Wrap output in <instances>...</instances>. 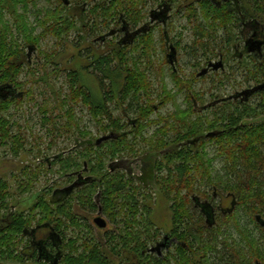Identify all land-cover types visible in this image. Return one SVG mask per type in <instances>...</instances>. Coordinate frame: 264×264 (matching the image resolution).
<instances>
[{
    "label": "trees",
    "instance_id": "16d2710c",
    "mask_svg": "<svg viewBox=\"0 0 264 264\" xmlns=\"http://www.w3.org/2000/svg\"><path fill=\"white\" fill-rule=\"evenodd\" d=\"M39 1L0 0V88L8 86L9 89L6 91L10 92L5 98L0 94V147L11 144L12 151L16 156L20 155L26 144L19 134L13 133V121L4 117L3 112L8 110L13 103L19 105L26 92L22 89L23 84L18 83L19 74L25 70L24 44L32 49L36 48L39 46L40 39L47 34H52L63 41L73 30L80 31L82 29L78 25V21L82 18L90 17L92 19L83 24L85 32H91V34H97L98 29L102 26L109 27L110 21H115L116 25H120L124 21H130L136 25L142 18L139 3L136 0H128L129 2L127 0H89L93 2L90 12L87 10L85 12L82 10L72 12L69 6L59 0L57 8L50 9L51 11L46 10L42 17L38 16L40 12L42 14V11L38 10L37 24L33 25L29 20L30 9L31 6L37 7ZM200 7L201 17L204 20L208 22L212 16L210 24L213 29L212 32H215L216 26H227L232 20L230 16H223L219 8L212 9L207 1H203ZM187 10L186 16L191 19L192 14L189 9ZM72 13H78L79 16ZM257 15V19L264 23V0H259ZM245 18L248 19L249 17ZM199 24L200 40L214 37L215 34L206 30L203 22ZM39 27L42 28L40 33H38ZM153 36V29L144 32L133 45L113 39L108 43L109 53L100 54L95 52L96 47H90L87 56L90 64L68 72L70 89L68 95L66 98L60 99L61 95L55 92L56 100L60 103L58 107L61 109L63 107L64 112L55 116V109H53L49 115V110L46 108L43 110L44 121L51 123L54 130L58 131L61 127L58 125V118L65 116L69 120L67 126H70L68 122L73 123L71 116L75 113L74 110H67L65 107L69 101L83 102L89 107L92 116L99 120L103 133L110 131V133H116L118 138L107 140L100 146L96 143L97 138L95 143L88 145V151L83 154L80 153L89 163L88 171L98 180L78 188L77 194L70 195L59 204H53L46 193L42 194L31 206L27 215L23 212L12 213L8 210V183L0 177V264L3 260L21 259L22 251H20L19 245L23 243L24 238H27L28 230L34 229L33 223H38L37 226H49L53 232H57L55 233V240L58 244L56 250L57 253L58 250L61 253L60 256L56 254L57 259L59 258L58 264H111L109 257L102 249L101 242L97 241L95 236L93 239H85L82 244L83 251L79 253L77 239L67 238L65 234L68 227L67 223L77 227L81 225L82 218L75 210V202L94 210L97 207L98 192L101 196V206L104 213L108 219L116 223L112 236H108L106 233L108 238L106 241L110 243L112 254L121 256V252L132 251L135 258L134 262L132 261L133 264H162L160 261L157 262V260L144 257L143 254L145 248L151 243L143 238L144 234H148V240L159 236V230L158 228L154 230V223L150 218L151 208L138 198L141 195L144 197L145 194L139 191L140 186L133 183L134 179L126 178L128 175L125 171L116 170L112 172L110 169L112 166L107 165L108 157L114 160L120 154H137L139 151L138 142L144 140L147 143V140L144 139V131L151 125L161 124V122L163 125L157 130L156 139L151 140L149 145L151 147L155 145L162 152L161 159H156L152 164L154 171L152 176H155L156 183L160 185L165 196L172 203L174 223L171 231H175V233L184 232L185 236L180 237L187 243L191 242L194 253H204V257L198 260L197 264H254L252 261L255 257L264 263V248L256 246L253 235L242 229L237 216L230 220L218 217L216 223H212V228L203 219H197L196 223L190 227V231L185 230L180 221H177L180 218L179 213L188 214L189 211V200H186L182 193L184 190H188L190 193H197L198 195L200 190L197 188V184L201 180L206 184L205 188L217 187L224 191L232 190L236 195L239 207L246 209L252 217L258 210L264 211V121L259 124L248 125L241 122L246 117L259 114L260 107L264 112V97L258 107L247 104L241 107L243 102L237 101L238 104L233 114L224 115L221 117V122H218L204 120L203 116H195L197 111L193 110L195 105L192 104L195 99L193 100V95L188 94L190 103L186 109L177 108L165 116L152 119V114L159 105L152 101V80L147 70L142 68V63L143 58H146L150 65L153 64L152 54L156 50ZM163 37H165V33H163ZM178 45H180L179 42L175 44L176 48ZM128 48L137 49L141 52L139 57L132 59L133 67L129 66L128 61L130 60L126 58L125 52ZM90 68H94V73L97 74L96 77L101 88L100 96L94 95L81 81V76L84 75L83 71L90 70ZM252 72L254 73V70ZM263 73L264 70L260 75L262 77L258 76V79H263ZM253 76L254 78L257 77L255 73ZM181 82L182 80L177 82L179 89H183V86H180ZM142 96L146 97L147 101L137 106L138 116L133 120V123L125 121L123 116L116 117L111 112V101L117 99L119 102L121 101V104H125L131 97L141 99ZM176 96L177 94L172 93V91L163 89L160 95V105L174 101ZM129 106L131 107L132 104ZM129 112L124 110V116L128 115ZM71 127L74 126L71 124L69 128ZM211 132L214 134L208 136L207 134ZM207 142L216 143L217 154L224 158L225 168L229 173V182H233L232 184L227 183L223 186L224 183L221 179L212 181V159L207 156ZM105 148L104 153L97 151ZM58 158L64 169L76 167L80 170L79 160H74V162L69 158ZM50 163L53 164V162ZM145 178L141 177L140 180L147 182L144 181ZM213 190L204 191L203 196L215 203L212 196ZM119 205L122 206L120 209H118ZM127 209L129 210L128 213L126 212ZM122 210L126 213V220L124 221V228L120 229L118 226L121 221H118L117 217ZM219 218L222 222L219 221ZM232 222L231 225L237 228L244 240L249 235L248 240H245L248 245L247 254L238 245H235L237 242L234 239L231 240L227 236H223L224 240L219 239V235L224 233L222 228ZM153 231L154 235L152 236ZM118 238L120 242L118 243V240L114 243ZM220 245L222 250H220ZM31 246L33 248L34 242ZM62 248L65 251L64 254L61 252ZM180 249L183 259L188 253L184 248ZM211 254L216 255L212 257L213 262H211ZM35 256L39 258L37 251H35ZM40 259L47 261V263L42 264H55L49 263V260L45 258L38 260ZM187 259L181 263L176 260L175 263L170 262L168 264H189Z\"/></svg>",
    "mask_w": 264,
    "mask_h": 264
},
{
    "label": "rangeland",
    "instance_id": "374dc122",
    "mask_svg": "<svg viewBox=\"0 0 264 264\" xmlns=\"http://www.w3.org/2000/svg\"><path fill=\"white\" fill-rule=\"evenodd\" d=\"M68 1L71 2V6L86 5L88 12L91 11L93 6V2L89 0ZM136 1L139 3V9L142 14V18L137 24L138 26L151 23L150 12L152 10H159L161 7L166 9L169 3L161 2V0ZM127 2L129 1L127 0ZM161 3L162 6L160 5L159 7ZM172 3V17L168 21V24H153L155 27H153V37L156 47V50L152 54L153 64L150 65L146 58H143L142 63V68L147 70L152 80V101H154L156 105H159L156 111L153 112L152 119L165 116L169 112L175 111L177 108L186 109L190 103V99L187 97L188 94L193 95V100L195 99V101H197V112L195 116H203L204 120L208 119L210 121L221 122V117L224 115H232L238 104V102H236L237 100H235L237 94H245L243 95L245 102L241 107L245 104L258 107L262 103L264 93L252 95L251 99H248L247 93H243L247 89L249 90L257 87V84L262 82H258L253 76L254 73L252 71L256 68L255 61L250 55H244L242 58L240 56H234L235 49H233V47L239 44L240 41L242 42L240 44L241 49H243L244 38L242 39L240 37L241 30L229 26L227 32L222 29L219 30L217 39H211L209 37L198 40L200 30L198 27L195 29L194 23L186 16L188 10H186L185 4L189 2H185V0H172ZM57 5H59V0H40L37 7L31 6L29 13L30 23L33 25L37 24L36 15L38 10L42 11V14L40 12V15H38L42 17L46 10L55 9ZM162 10L163 9H161V11ZM72 14L79 16L78 13ZM201 19L202 18L198 19V24L201 22ZM91 20L90 17L80 19L78 25H80L82 29L80 31L73 30L66 38L67 40L60 41L56 36L47 34L44 38L40 39L39 46L33 49L29 46L26 47L21 41L25 47L24 55L26 57L23 56L25 70L19 74L18 83L23 84L22 89L26 91V95L24 94V98L19 105L13 103L8 110H5L3 116L13 121V133L19 134L26 145L18 156L13 153L11 144L0 147V177L8 183V210L12 213L23 212L27 215L38 197L45 193L48 195L50 202L59 204L70 195L77 194L78 188L98 180L90 174L88 171L89 163L80 153L83 154L88 151V145H90V143H95L97 138L109 134L110 131L103 133L99 120H96L92 116L89 107L83 102L69 101L65 109H72L75 113V115L71 116L73 123L68 122V125L71 126L72 124L74 126L71 128L67 126V121L69 120L68 117L66 118L65 116L58 118V125L61 126L58 131L54 130L51 123L45 122L43 119V110L46 108L49 110V115L50 111L53 109H55V116L59 113L63 114L64 109L63 107L62 109L58 107L60 103L56 100L55 92L61 95L59 97L60 99H62V97L66 98L70 91L68 72L80 69V66H87L90 64V60H87L90 49L96 47L95 52L100 54L103 52L109 53L108 43L113 39L116 41L122 40V32H119V35L112 33L114 31L113 29H116V25L111 21L109 22V27H100L97 34L85 32L83 24ZM165 28L170 38L169 43L172 42L176 44L179 42L180 44L176 52L177 57L174 58L173 62L169 61L167 58V54H169L171 50L169 45L166 44V40L163 39L165 38L163 37ZM41 31L42 28L39 27L38 33ZM227 37L231 40L229 39L227 43L223 42ZM93 40L94 42H92ZM122 43L124 42L122 41ZM225 44H227V46L223 47ZM221 46L223 49H221ZM221 50L224 52V69L220 68L215 71H209L207 74L199 76L198 73L207 66L208 62H217L220 60L219 55ZM125 54L127 55L126 58L130 60L128 61L129 66L133 67L132 59L139 57L141 52L137 49L128 48ZM94 71V68L84 70L81 81L94 93V95L100 96V83ZM179 80H182L180 86L182 85L183 89H179V85L177 84ZM163 89L177 94L174 101H170L165 105H160V95ZM140 98L141 99H136L131 97L125 104H121V101L119 102L117 99L111 101V112L116 117L123 116L125 121H129V118L135 119L138 116L136 111L137 106L147 101V98L144 96ZM227 98L228 100H225ZM246 99H248V101ZM195 101L192 102L193 105ZM130 104H132L131 107L129 106ZM127 107H130L129 110ZM124 110L130 111L129 114L124 116ZM262 110V107H260L259 114L246 117L241 122L245 125L259 124L261 121H264V112ZM162 125V122L161 124L156 123L144 131V139L147 140V143L144 140L138 142L139 151L137 154L125 153L118 155L114 160L110 159V157L107 159V165H109V167L110 165L112 166L110 169L119 170L121 172L125 171L128 175L126 178L134 179L133 183L140 186L139 191L143 192L145 195L144 197L141 195L138 198L151 208L150 218L154 223V230L157 228L159 230V240H161L166 233L171 231L174 223V214L171 208L172 203L167 199L160 185L156 183L155 176H152L154 175L152 164H154L156 159H161L162 152H160L155 145L151 147L149 144H151V140L156 139L155 137L158 135L156 132ZM129 129L128 127V130ZM97 151L104 153L106 148ZM206 152L207 156L212 159V181L221 179L224 183L223 186L230 183L228 177L229 173L225 168L226 163L224 158L217 154L218 150L216 143L207 142ZM58 157L69 158L72 159V161L79 160L81 165L80 170L76 167L64 169ZM50 162H53V164ZM141 177H146L144 181L147 182L141 181ZM232 183L233 182L230 184ZM205 185L203 180L198 182L197 188L200 190L198 195L202 196L204 190H209L205 188ZM210 185L213 186L212 183H210ZM212 189L213 187L210 188V190ZM223 193V191H220V195ZM203 198L204 196H202V199ZM96 200H98L96 201V206L98 207L101 204V196H99L98 199L96 198ZM215 202L217 204L220 203V198L218 197V199H215ZM78 203L79 202H75V210L82 218L80 227L69 223H67L68 227L65 225L67 227V230H65L66 237H72L78 241V252L81 253L83 251L82 244L85 239H93L95 236L97 238L96 240L101 242L102 249L109 257L111 264L124 263L126 256L131 257L125 252H121V256L112 254L109 246L110 243L106 241L108 239L106 233L108 236H112L114 227L111 226V228H109L108 226L103 230L98 227L95 228L94 217L98 216L97 207L94 210H90L82 205H78ZM121 207L122 206L119 205L118 209ZM126 212L128 213L129 210L127 209ZM125 214V211L122 210L117 217V220L121 221L118 226L120 229L124 228V221L126 220ZM237 216L242 225V229L253 235V237L256 236L254 238H260V244L264 247V230L259 227L254 218L242 207H240ZM219 217H221V215H219ZM234 217L229 218L232 219ZM104 218L106 219V217ZM219 221L222 222L220 218ZM37 224L38 223H33L37 234L35 240L38 242L42 240L44 242L52 241V239L49 238V235H51L49 230L44 229L47 226H37ZM231 224H233V222L222 228L224 233L219 235V239L224 240L223 236H227L231 240L234 239L237 242L235 245H238L243 252L247 254L246 249H248V245L245 240H248L249 235H247L244 240L237 228ZM31 231L30 229L28 230L27 238H24L23 243L19 245V249L22 251V256H20L21 259L3 260L1 264L47 263L44 259L38 260L39 258L35 256V251L38 252V247L37 244L33 246L35 249L31 246L33 244ZM147 235L148 234H144L143 238H145L147 242H151L150 244L154 243L156 238L153 237L154 239L151 238L148 240ZM153 235L154 231L152 236ZM118 240L119 238L116 239V241L114 240V243ZM119 242L120 240L118 243ZM55 246L57 249V243ZM56 249L50 247L49 251L51 250L52 255L57 259ZM220 250H222V248ZM61 252L64 254L65 251L63 248ZM249 252H251L250 249ZM58 255H61L60 250H58ZM200 255H204V253L198 252L197 256ZM210 256L209 257L212 259V257L216 255L211 254ZM133 260H135V258L132 255V261Z\"/></svg>",
    "mask_w": 264,
    "mask_h": 264
},
{
    "label": "flooded vegetation",
    "instance_id": "af4514ba",
    "mask_svg": "<svg viewBox=\"0 0 264 264\" xmlns=\"http://www.w3.org/2000/svg\"><path fill=\"white\" fill-rule=\"evenodd\" d=\"M67 6H71V2L66 3V0H62ZM165 0H161V2H164ZM189 2L185 4L186 10L189 9V12L192 14V18L191 21L192 23H194L195 29L196 27H198V19L202 18L201 17V10H200V4L203 1H207L209 2V4L212 6V9L215 8H219V10L221 11L223 16H230L231 17V21L228 23V25H221L216 26L215 27V32H212V27L210 26L211 22H212V16H210L209 21L207 22L206 20H204L203 18L201 19V22L203 23V26L205 27L206 30L211 31L212 33H214V37H210L211 39H217V35L219 33V30L222 29L223 31L227 32L229 26L233 27L235 29L241 30L240 31V37L243 39L244 38V45H243V49H241V41L239 42V44L235 45L233 47V49H235L234 52V56L237 57H244V55H250L251 58L255 61V66L256 68H254V73L257 76L255 79L258 80V82H260L259 84H257V87L264 84V77L263 79L259 78L258 76H260L262 74V70H264V23L261 22L260 19H257V12L259 11V0H185V2ZM166 2H169L167 5V8H160L159 10H152L150 12V20L151 23H146L143 24V26H138L137 24L134 25L132 24L130 21H124L122 22L120 25H116V22L114 21V25H116V29H113L114 31L112 33H115L116 35H119V32L123 33V37H121V41L124 42V44H134L137 39L139 38V36H141V34H143L144 32H149L150 30H154V25L153 24H160V23H164L165 25L168 24V21L171 19L172 17V13L171 10L173 9L172 6V0H167ZM86 4V2H85ZM88 5V3H87ZM162 6V3L159 4ZM86 5H75V6H71L70 10L73 12H77L79 10H82L83 12H85L87 9ZM161 9H163L161 11ZM213 13V12H212ZM142 16V14H141ZM245 17H249L248 19H246ZM218 23V21H217ZM222 24V23H221ZM151 27V29H150ZM154 27V28H153ZM166 29V28H165ZM199 29V28H198ZM165 39H166V44L169 45V48L172 52V48L174 47L176 49L177 52V48L175 46L174 43H169L170 38L168 35V31L165 30ZM122 35V34H121ZM115 36V35H112ZM200 37V35H199ZM198 37V40L200 39ZM251 39H254L256 41V43H252L250 44L251 47H253V51H248V47H247V42H249ZM229 40V37L225 38L223 42L227 43V41ZM120 41V40H119ZM258 42H262L261 46H258ZM207 45V44H206ZM227 44H225L226 47ZM249 46V47H250ZM223 47L221 46V49H223ZM223 50H221L220 52V60L223 62V67H221V69H224V52H222ZM171 52L169 54H167V58L170 61V55ZM196 53V52H195ZM177 55V53H176ZM174 56L177 57V56ZM174 58H172L174 60ZM218 62V61H217ZM215 62V63H217ZM210 63H213L212 61L208 62L207 66L204 67L199 73V76H203L205 74H207L209 71H215L216 69L209 67ZM208 68V72L200 75V73L204 70ZM220 69V68H219ZM257 73V74H256ZM264 75V73H263ZM262 77V76H260ZM256 87H254L253 89H255ZM251 90V89H249ZM248 89L246 91H249ZM245 91V92H246ZM243 92V93H245ZM8 93V92H7ZM260 93H264V88H258L256 90H254L251 93H247V96L249 97L248 99H251V96L253 95H257ZM1 95H3L4 93H0ZM243 95H236L235 100L237 101H242L243 103L245 102V99L243 98ZM246 96V97H247ZM248 99H246L248 101ZM225 100H228L225 99ZM236 101V102H237ZM197 102H195V106L193 108L194 111H197V107H196ZM196 113V112H195ZM134 119L129 118V123H133ZM243 124V123H242ZM113 133V132H112ZM116 135L115 138L112 139H117L118 135L116 133H114ZM99 139V138H98ZM98 139L96 141L97 145L100 146L102 143H98ZM112 172L116 171L115 169H111ZM80 182V181H79ZM84 183V182H83ZM80 187V186H79ZM194 190L196 188H193ZM209 189V188H207ZM213 199H218V197L220 198V203L219 205L216 204V202L214 203L213 201H211L210 199H208L207 197L204 196V198L202 199L201 195H197V193H190L188 190H184V192L182 193V195H184V198L188 201V206H189V211L188 214L187 213H179V217L178 218V222L180 221V224H182V226H184L185 230L187 229V231H190V227L193 226L197 219H203L204 222L209 226V227H213V224L216 223L217 218L219 217V215H221V217L224 219H231L229 217H234L238 215L239 212V204H238V200L236 198V195L234 194V192L232 190H228V191H224L221 188H217V187H213ZM210 190V189H209ZM206 190V191H209ZM205 191V190H204ZM220 191H223L224 193L220 195ZM100 193L98 192L97 194V199L99 197ZM98 201V200H96ZM98 215H103V217H106L107 221V226L105 228H107L109 226V228L114 227L113 229L116 228V223L112 222L110 219H108V217L106 216V214L103 211V208L101 206V204L98 206V211H97ZM212 213V214H211ZM209 215H212V217H210ZM201 216V217H200ZM238 217V216H237ZM260 217V220H259ZM96 218V217H94ZM255 222L259 225V227L261 229L264 230V225L261 224V219L264 220V211L260 212L259 210L254 213L253 216ZM200 220V221H201ZM213 221V222H212ZM95 222V219H94ZM213 223V224H212ZM95 228H99L101 230L105 229V228H100L99 226H97L96 224L94 225ZM45 230H49L50 234L49 235L52 239V241H48V242H44L42 241H36L35 237L37 236L36 234V230L33 229L32 232V236H33V242L34 244H37L38 247V253H39V258H40V254L45 253L46 255H50V258L47 259L49 260V263H55L58 264V259H56V257H54L51 253V250L49 251L50 247L55 248L56 249V240H55V233L57 232H53L51 228L45 227ZM43 229V230H44ZM195 232V231H194ZM184 232H176L175 231H170L168 233H166L164 235V237L159 240V236L158 238L155 239L154 243L149 244L148 247L145 248V250L143 251L144 257L146 258H151L152 260H157L160 261L162 264H168L170 262L175 263L176 260L178 263L187 261L189 262V264H197V261L200 260L202 257H204V255H200L197 256V253H194L193 251V246L191 244V242L189 241L188 243L185 242L181 237L185 236ZM188 234V232H187ZM45 235V233H44ZM47 237V235H45ZM181 236V237H180ZM256 237V236H254ZM256 241V246L257 247H263V245L260 244V238L256 239L254 238ZM46 240V239H45ZM191 240V239H190ZM50 245V246H49ZM52 245V246H51ZM58 245V244H57ZM55 246V247H54ZM180 248H184L185 250H187V255L185 256V258L182 259L183 255L181 253V249ZM42 252V253H41ZM126 254H129V256L131 257H127L125 258V263L124 264H133L132 262V251H125ZM56 254L57 251H56ZM115 255V254H114ZM118 256V255H116ZM41 260V259H40ZM212 260V259H211ZM213 262V260L211 261ZM254 264H264L263 262H260V260L258 258H254V260L252 261ZM122 262H120L121 264Z\"/></svg>",
    "mask_w": 264,
    "mask_h": 264
},
{
    "label": "water",
    "instance_id": "95a60500",
    "mask_svg": "<svg viewBox=\"0 0 264 264\" xmlns=\"http://www.w3.org/2000/svg\"><path fill=\"white\" fill-rule=\"evenodd\" d=\"M68 2H69V1L66 0V3H68ZM252 43H256V41H255L254 39H251L249 42H247L248 51H253V50H254L253 47L250 46V44H252ZM261 45H262V42H258V46H261ZM249 46H250V47H249ZM175 55H176V49L173 47V48H172L171 55H170V59H171L170 61H171V62H173V59H172V58H174ZM210 67H212V68L218 70L219 68L223 67V62H222V61H218L217 63H215V62L210 63V65H209L208 68H210ZM208 68L204 69V70L200 73V75H203V74L207 73V72H208ZM258 88H264V84H262V85L256 87L255 89H251V90H249V91H246L245 93H251V92H253L254 90H256V89H258ZM8 89H9L8 86L1 87V88H0V93H2V92L4 93V94L2 95L4 98L7 97V96L10 94L9 91H6V90H8ZM5 91H6V92H5ZM7 92H8V93H7ZM213 134H214V133L211 132V133H208L207 135H208V136H211V135H213ZM115 137H116V135H115L114 133H109V134H107V135L101 136V137L98 139V143L100 144V143H102V142H104V141L110 140V139L115 138ZM211 214H212V213H211ZM209 216L212 217V215H209ZM259 220H260V217H259ZM212 222H213V221H212ZM95 224H96L97 226H99L100 228H105V227L107 226V220L103 217V215H98V216L95 218ZM261 224L264 225V220H262V219H261ZM41 253H42V252H41ZM40 258L49 259V258H50V255H46L45 253H42V254H40Z\"/></svg>",
    "mask_w": 264,
    "mask_h": 264
}]
</instances>
